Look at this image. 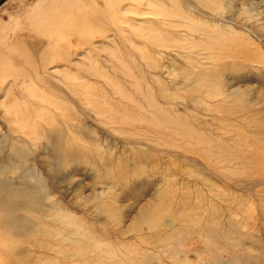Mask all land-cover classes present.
Masks as SVG:
<instances>
[{"label":"rangeland","instance_id":"obj_1","mask_svg":"<svg viewBox=\"0 0 264 264\" xmlns=\"http://www.w3.org/2000/svg\"><path fill=\"white\" fill-rule=\"evenodd\" d=\"M0 264H264V0H6Z\"/></svg>","mask_w":264,"mask_h":264},{"label":"bare ground","instance_id":"obj_2","mask_svg":"<svg viewBox=\"0 0 264 264\" xmlns=\"http://www.w3.org/2000/svg\"><path fill=\"white\" fill-rule=\"evenodd\" d=\"M162 13H164V12H162ZM74 155V154H73ZM189 201V200H188ZM187 201V202H188ZM191 201V200H190ZM193 202V201H192ZM180 204V203H179ZM186 204V203H185ZM191 205V204H190ZM193 205H194V203H193ZM190 207V206H189ZM193 213H195V212H193ZM204 216V215H203ZM219 217V216H218ZM64 218V217H63ZM204 218V217H203ZM176 220V219H175ZM189 220V219H188ZM174 222V221H173ZM214 223V222H213ZM174 224V223H173ZM219 224V223H218ZM191 226H192V224H190ZM200 225V224H199ZM220 225V224H219ZM218 226V225H217ZM175 227V226H174ZM197 227V226H196ZM197 228H199V227H197ZM205 228V227H204ZM213 228V227H212ZM222 228H223V226H222ZM175 229V228H174ZM178 229H181V228H178ZM208 229V228H207ZM219 230V229H218ZM183 231V230H182ZM204 231V230H203ZM210 231V230H209ZM207 232H208V230H207ZM206 232V233H207ZM212 233V232H211ZM215 233V232H214ZM213 233V234H214ZM180 234V233H179ZM181 235V234H180ZM183 235V234H182ZM181 235V236H182ZM190 235V234H189ZM198 235V234H197ZM201 235V234H200ZM206 235V234H205ZM175 236V235H174ZM224 236V235H223ZM173 237V236H172ZM200 237H202V236H200ZM209 237V236H208ZM208 237H205V238H208ZM181 238V237H180ZM204 238V237H203ZM212 238V237H211ZM173 239H174V237H173ZM176 239V238H175ZM209 239V238H208ZM98 250V249H97ZM75 259V258H74Z\"/></svg>","mask_w":264,"mask_h":264},{"label":"water","instance_id":"obj_3","mask_svg":"<svg viewBox=\"0 0 264 264\" xmlns=\"http://www.w3.org/2000/svg\"><path fill=\"white\" fill-rule=\"evenodd\" d=\"M6 0H0V7H2L5 4Z\"/></svg>","mask_w":264,"mask_h":264}]
</instances>
